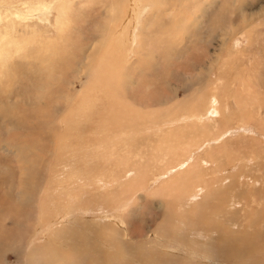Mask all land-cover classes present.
I'll use <instances>...</instances> for the list:
<instances>
[{
	"label": "rangeland",
	"instance_id": "rangeland-1",
	"mask_svg": "<svg viewBox=\"0 0 264 264\" xmlns=\"http://www.w3.org/2000/svg\"><path fill=\"white\" fill-rule=\"evenodd\" d=\"M0 264H264V0H0Z\"/></svg>",
	"mask_w": 264,
	"mask_h": 264
},
{
	"label": "bare ground",
	"instance_id": "bare-ground-1",
	"mask_svg": "<svg viewBox=\"0 0 264 264\" xmlns=\"http://www.w3.org/2000/svg\"><path fill=\"white\" fill-rule=\"evenodd\" d=\"M46 9H47V8H46ZM46 9H45V10H46ZM47 10H48V9H47ZM44 12H45V11H44ZM33 18H34V17H33ZM23 177H24V176H23ZM18 195H19V198H20V199H23V200H26V199L28 198L27 194L23 192V189H22V191L19 192ZM29 199H30V198H29ZM26 201H27V200H26ZM25 203H26V202H25ZM20 204H21V203H20ZM103 212H104V211H103ZM200 220H201V219H200ZM8 237H10V236H8ZM155 241H156V240H155ZM242 249H243V248H242ZM242 249H241V250H242ZM248 249H249V248H248ZM244 250H245V249H244Z\"/></svg>",
	"mask_w": 264,
	"mask_h": 264
}]
</instances>
